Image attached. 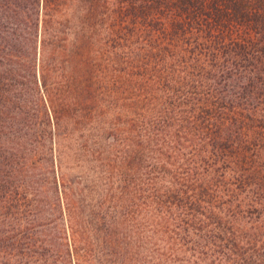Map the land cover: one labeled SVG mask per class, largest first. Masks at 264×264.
I'll use <instances>...</instances> for the list:
<instances>
[{
  "label": "trees",
  "instance_id": "trees-1",
  "mask_svg": "<svg viewBox=\"0 0 264 264\" xmlns=\"http://www.w3.org/2000/svg\"><path fill=\"white\" fill-rule=\"evenodd\" d=\"M102 20L132 73L106 238L105 207L84 215L61 173L49 85L58 49ZM39 190L56 196L53 231L30 215ZM130 219L132 239L114 237ZM0 264H264V0H0Z\"/></svg>",
  "mask_w": 264,
  "mask_h": 264
},
{
  "label": "rangeland",
  "instance_id": "rangeland-1",
  "mask_svg": "<svg viewBox=\"0 0 264 264\" xmlns=\"http://www.w3.org/2000/svg\"><path fill=\"white\" fill-rule=\"evenodd\" d=\"M113 27L114 22L102 20L94 29L83 31L87 35L85 46L74 44L65 52L58 49L60 57L51 62L49 78V85L57 92L53 90L56 100L65 98L63 109L67 126L61 128V173L74 176L82 184V193H78L80 197L76 196L75 205L84 215L95 219V212L99 216L98 210L105 207L100 210L104 216L98 222L102 229L99 235L105 238L113 232V223L119 221V214L111 205L121 198L124 178L121 169L122 166L129 168L128 162L124 163V156L129 155L131 145L129 138L122 137L118 129L121 106L130 97L132 86L127 84L132 80V73L123 64L124 55L112 43ZM80 31L77 30L73 38L77 40ZM39 174L42 182L45 171L42 169ZM78 177L83 178L78 180ZM126 179L128 183L127 176ZM39 192L35 197L37 207L30 215H34L38 223L37 229L40 225L50 224L49 228L55 230L54 222L60 213L56 211L57 207L53 208L56 196L51 191ZM103 199L110 202L104 203ZM30 215L26 217L29 219ZM26 221L24 218L26 226L30 225ZM127 225L125 230L116 227L114 237L132 239V219Z\"/></svg>",
  "mask_w": 264,
  "mask_h": 264
}]
</instances>
